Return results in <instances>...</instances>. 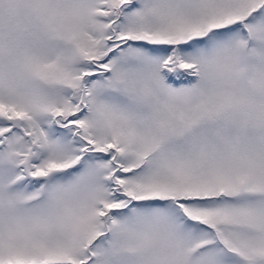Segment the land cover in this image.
Segmentation results:
<instances>
[{
	"label": "snow or ice",
	"instance_id": "1",
	"mask_svg": "<svg viewBox=\"0 0 264 264\" xmlns=\"http://www.w3.org/2000/svg\"><path fill=\"white\" fill-rule=\"evenodd\" d=\"M0 264H264V0H0Z\"/></svg>",
	"mask_w": 264,
	"mask_h": 264
}]
</instances>
